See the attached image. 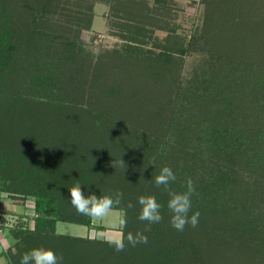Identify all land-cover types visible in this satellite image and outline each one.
Here are the masks:
<instances>
[{"label": "trees", "instance_id": "16d2710c", "mask_svg": "<svg viewBox=\"0 0 264 264\" xmlns=\"http://www.w3.org/2000/svg\"><path fill=\"white\" fill-rule=\"evenodd\" d=\"M159 1L166 7L167 0ZM210 1L204 13L220 4ZM23 7L21 21L15 11L0 23V191L33 198L36 225L26 234L37 247L63 254V264H264V61L207 50L197 31L163 51L123 45L113 53L141 60L152 90L143 95V82L124 76L127 87L134 85L124 103L128 111L108 120L92 111L96 107L78 105L84 95L74 75L85 63L73 38L40 29L26 0ZM241 10L235 24L253 39L264 35V6ZM201 40L207 56L202 67L180 76L174 56L194 52ZM144 107L150 109L146 118ZM102 162L113 172L100 170ZM163 166L176 175L174 192L193 180L197 194L189 215L199 211L197 227L178 232L170 226L168 193L154 184ZM76 184L85 197L123 192L113 209L124 212L125 235L146 226L138 220L140 196L155 195L163 220L145 233L146 245L126 243L123 252L108 241L56 234V222L92 225L70 204Z\"/></svg>", "mask_w": 264, "mask_h": 264}, {"label": "rangeland", "instance_id": "374dc122", "mask_svg": "<svg viewBox=\"0 0 264 264\" xmlns=\"http://www.w3.org/2000/svg\"><path fill=\"white\" fill-rule=\"evenodd\" d=\"M26 1L28 10L31 8V11L37 14L35 16L41 25L40 29L48 28L55 30L57 34H68L76 42L75 49L83 56L85 63L83 70L74 75V82L84 95L81 104L78 105L88 110L89 106L96 107L92 111L96 109L98 113L108 117V120L121 116L122 110L127 113L128 107L126 108L127 104L124 103H128L127 92L134 87V80L143 82L144 86H138L142 89L143 95L149 96L152 90L149 86L152 85V81H146L143 76L144 64L141 66V60L129 56L120 59L117 52L113 53L114 50L120 51L123 45L136 43L144 48L153 49L156 46L161 47L158 50L168 49L175 42L182 40L186 42L190 35L197 31L202 35L205 44L207 43V50L212 47L224 55L230 54L236 59H247L246 62L264 61L263 32L259 38L253 39L250 32L242 30L235 24L238 22L237 15L242 13L241 8L247 11L253 6H264V0H218L220 4L209 7L208 14L204 12L210 0H206L207 3L203 0H190L185 3L167 0L166 7L161 5L163 2L157 0ZM239 1H242L241 4ZM23 5L24 0H0V23L15 11L17 16L15 15L14 19L21 21L26 12V9L23 11ZM41 9H44L45 16H38ZM86 22L89 23L88 28L85 27ZM67 28L72 30L67 31ZM172 28L174 29L172 35H168V30ZM23 45L22 50L26 47ZM206 57L202 40L194 52L175 55L179 75L190 76L195 68L202 67ZM145 65L148 66L149 62ZM124 76L132 80L133 84L130 87L122 82ZM119 85L122 91L117 89ZM110 88L112 91L108 95L106 91ZM159 95L160 93H157L158 97ZM149 110V107H144L142 118L147 117ZM27 123L29 124V121ZM105 164L100 163V170L112 173L113 169H108L110 166ZM110 165L114 166L113 161ZM21 199L18 195L0 191V234L12 240L3 254L8 259L16 252L18 256L13 257L15 262H19L25 252L38 248V242L26 234L27 230H33L36 225L33 198ZM27 207L30 209L27 210ZM123 215L122 209H113L103 218L91 217L93 224L89 227L58 222L56 231L72 237L108 241L120 233ZM21 217H25V220ZM19 248L22 251L19 252L17 250ZM2 251L0 245V253ZM229 255L228 252L226 256ZM203 256L205 259L206 255Z\"/></svg>", "mask_w": 264, "mask_h": 264}, {"label": "clouds", "instance_id": "9594fccd", "mask_svg": "<svg viewBox=\"0 0 264 264\" xmlns=\"http://www.w3.org/2000/svg\"><path fill=\"white\" fill-rule=\"evenodd\" d=\"M120 164L125 168L124 163L120 160ZM176 181V175L171 167L163 166L159 174L155 177V187L163 189L168 193L169 200L167 209L171 213L170 226L178 232H183L186 226L195 228L199 224V211L192 212V197L196 195V189L193 180L189 177L185 180L186 190L182 193H177L171 190L170 184ZM70 204L75 209L76 213L81 216L103 218L108 215L114 207L121 205L124 194L122 191L116 190L110 195L103 197L95 194H90L85 197L81 190V185L76 184L71 189ZM137 203L140 205L138 220L146 223L142 231L135 234L128 232L126 235L123 229L127 227V219L121 220V231L117 236L111 237L108 243L113 246L116 252H123L128 246L135 247L138 244H147L148 237L145 233L151 231L153 224H158L163 220L161 205L155 195L140 196L137 198ZM128 208L134 207L128 203ZM19 264H63V256H58L53 250L43 247L31 249L25 252L19 261Z\"/></svg>", "mask_w": 264, "mask_h": 264}, {"label": "crops", "instance_id": "0c3cea01", "mask_svg": "<svg viewBox=\"0 0 264 264\" xmlns=\"http://www.w3.org/2000/svg\"><path fill=\"white\" fill-rule=\"evenodd\" d=\"M179 1H181V2H187V1H190V0H179ZM33 208V207H32ZM27 210H29L30 208L29 207H27L26 208ZM23 220H25V217H21ZM91 220H92V218H91ZM57 223L58 222H56V224H55V233L56 234H59V235H66V236H70V235H67V234H61V233H59V232H57L56 231V225H57ZM93 224V223H92ZM86 227V226H85ZM20 230V229H19ZM11 242H12V240H11V238H9L8 236L7 237H5V236H3L2 234H0V245L2 246V248H3V251L0 253V264H9V262H8V259L6 258V256L3 254L4 253V251L6 250V247L8 248L9 246H10V244H11ZM40 248V247H39ZM19 252L20 251H22V249L21 248H19V249H17ZM16 253V252H15ZM13 254V256H16L17 254ZM16 258V257H15ZM16 259H19V258H16ZM18 262H15V263H13V264H17Z\"/></svg>", "mask_w": 264, "mask_h": 264}]
</instances>
